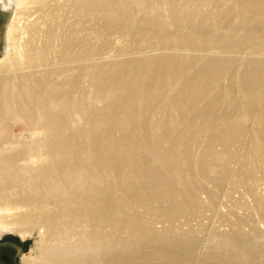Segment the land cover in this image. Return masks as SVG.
Listing matches in <instances>:
<instances>
[{
    "label": "bare ground",
    "instance_id": "6f19581e",
    "mask_svg": "<svg viewBox=\"0 0 264 264\" xmlns=\"http://www.w3.org/2000/svg\"><path fill=\"white\" fill-rule=\"evenodd\" d=\"M21 1L0 59L21 264H264V0Z\"/></svg>",
    "mask_w": 264,
    "mask_h": 264
},
{
    "label": "rangeland",
    "instance_id": "374dc122",
    "mask_svg": "<svg viewBox=\"0 0 264 264\" xmlns=\"http://www.w3.org/2000/svg\"><path fill=\"white\" fill-rule=\"evenodd\" d=\"M23 8L24 5L22 4L21 0H0V59H3L7 53L9 44V30L14 19L18 18L19 24L22 25L24 22H26V20L32 19L35 16L34 14L29 15L28 13H26ZM151 11V7L149 5H145L140 9V13L136 15H149ZM23 17L24 19H22ZM115 42L117 43V40H115ZM158 48L159 44L157 40L152 39L147 43L145 51L151 53L155 52ZM83 82L88 83L89 81L86 79L83 80ZM248 126L250 125L248 124ZM29 128V126L27 127L26 125H21L18 121H13L11 132L15 136L22 135L24 138H29ZM31 158V153L28 152L22 158L21 162L29 163L31 161ZM145 158L148 163L154 162V158L151 155H147ZM207 233L208 232L205 231L203 239L206 238ZM0 237V241H2L5 237H9L14 239L17 244V246H13L8 243H0V264H21V256L23 254H29L31 253V250L35 249V241L38 238V230L36 229L33 235L27 236L25 238H22L21 235L13 232L3 233L0 235ZM199 247L198 248L200 250H203L202 245H200Z\"/></svg>",
    "mask_w": 264,
    "mask_h": 264
},
{
    "label": "flooded vegetation",
    "instance_id": "af4514ba",
    "mask_svg": "<svg viewBox=\"0 0 264 264\" xmlns=\"http://www.w3.org/2000/svg\"><path fill=\"white\" fill-rule=\"evenodd\" d=\"M1 238V237H0ZM1 244H4V243H8V244H11L13 246H17L16 242L14 239L12 238H9V237H5L2 241H0ZM9 262V260H8ZM9 264V263H8Z\"/></svg>",
    "mask_w": 264,
    "mask_h": 264
}]
</instances>
